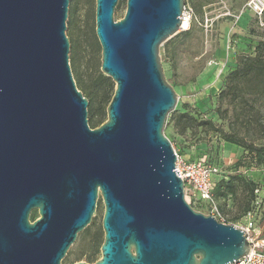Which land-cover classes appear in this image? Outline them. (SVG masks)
Returning <instances> with one entry per match:
<instances>
[{
  "label": "water",
  "instance_id": "water-1",
  "mask_svg": "<svg viewBox=\"0 0 264 264\" xmlns=\"http://www.w3.org/2000/svg\"><path fill=\"white\" fill-rule=\"evenodd\" d=\"M118 2L95 0L100 69L115 87L90 128L69 65V0H0V264H60L98 199L92 264H233L250 250L245 231L185 201L164 135L177 95L159 48L180 32L184 0H126L115 22Z\"/></svg>",
  "mask_w": 264,
  "mask_h": 264
},
{
  "label": "rangeland",
  "instance_id": "rangeland-1",
  "mask_svg": "<svg viewBox=\"0 0 264 264\" xmlns=\"http://www.w3.org/2000/svg\"><path fill=\"white\" fill-rule=\"evenodd\" d=\"M248 0H184L192 8L194 18L187 32H178L167 39L159 48L160 61L165 80L177 95L175 110L188 112L195 118L211 119L217 123L214 113L216 95L228 72L234 67L231 58L240 54H251L258 39L254 38L264 28L259 19L247 6ZM126 0H119L114 10V21L125 14ZM229 15L224 16V14ZM247 16L245 36L248 48L238 53L234 45L238 39L243 20ZM65 34L69 40V65L76 87L88 100V125L96 128L106 120L107 97L114 91L115 83L101 72V46L95 34V0H69ZM234 60V59H233ZM234 62V61H233ZM167 116L166 123L169 120ZM165 123V124H166ZM164 135L173 149L183 159L199 161L205 159L210 167H217L215 175L214 203L218 213H211L210 203L197 197L191 199L190 206L203 214L214 216L219 222L242 226L244 213L254 211L264 237V185L256 181L253 193L248 190L250 172L263 167L250 166L248 160L240 161L242 150L224 142L209 141L202 134L186 131L184 134L165 125ZM232 176H241L235 194L221 196V183ZM260 201L259 205L255 203ZM104 206L99 199L91 222L78 233L60 264L97 261L103 243L102 216Z\"/></svg>",
  "mask_w": 264,
  "mask_h": 264
},
{
  "label": "trees",
  "instance_id": "trees-1",
  "mask_svg": "<svg viewBox=\"0 0 264 264\" xmlns=\"http://www.w3.org/2000/svg\"><path fill=\"white\" fill-rule=\"evenodd\" d=\"M252 35L258 39L253 52L237 56L216 95L214 113L218 122L174 110L165 125L171 123L180 134L192 131L209 141L236 146L242 150L240 161L248 160L250 166L264 168V32ZM112 95H108L107 104ZM238 183H242L241 176L222 182L221 196L235 194ZM255 186L250 181L248 190L253 193Z\"/></svg>",
  "mask_w": 264,
  "mask_h": 264
},
{
  "label": "built area",
  "instance_id": "built-area-1",
  "mask_svg": "<svg viewBox=\"0 0 264 264\" xmlns=\"http://www.w3.org/2000/svg\"><path fill=\"white\" fill-rule=\"evenodd\" d=\"M247 6L250 11L259 19L260 26L264 28V0H248ZM229 13L224 14V16ZM194 18V12L191 7L186 6L182 9L181 23L179 25L180 32H186L190 29L191 22ZM176 155V162L174 172L183 181L184 198L190 205L191 199H197L210 203L211 213H218V208L214 203L213 190L215 187V175L218 174L217 167H210L205 162V159L199 161H190L183 159V157L174 150ZM259 190L256 188V192ZM260 204V201L255 203ZM214 217V216H213ZM245 223L239 226L240 229L245 231L247 241L250 245L248 254L235 261L233 264H264V237L260 232L258 225L260 218L252 210L244 213Z\"/></svg>",
  "mask_w": 264,
  "mask_h": 264
},
{
  "label": "crops",
  "instance_id": "crops-1",
  "mask_svg": "<svg viewBox=\"0 0 264 264\" xmlns=\"http://www.w3.org/2000/svg\"><path fill=\"white\" fill-rule=\"evenodd\" d=\"M243 17H245V18H244V21L242 22L243 24H242V26L240 28V30L242 32H239L238 39H237V41H236V43L234 45V50H235V52L237 51L238 53L244 52L248 48L246 42L248 41V44H249V41H250L248 38H246L245 33H244L245 27L247 25V16L243 15L242 17H240L239 23L243 20ZM235 63H236V59H235V57L234 58L232 57L230 64L234 65ZM227 145H229L231 147L230 144H227ZM250 180L253 181V182H256L258 180V181H260V183L262 185H264V169H262V170H254V171L250 172ZM262 196H264V192H262ZM262 198L264 199V197H262Z\"/></svg>",
  "mask_w": 264,
  "mask_h": 264
},
{
  "label": "flooded vegetation",
  "instance_id": "flooded-vegetation-1",
  "mask_svg": "<svg viewBox=\"0 0 264 264\" xmlns=\"http://www.w3.org/2000/svg\"><path fill=\"white\" fill-rule=\"evenodd\" d=\"M99 200V199H98ZM97 200V201H98ZM97 201H96V203H97ZM38 218V211L37 210H32L31 212H30V215H29V221L32 223V222H34L36 219Z\"/></svg>",
  "mask_w": 264,
  "mask_h": 264
}]
</instances>
